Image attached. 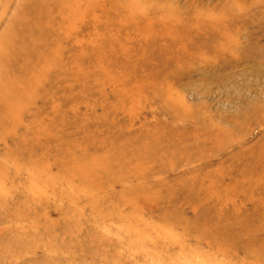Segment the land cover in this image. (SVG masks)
Here are the masks:
<instances>
[{
	"label": "rangeland",
	"instance_id": "374dc122",
	"mask_svg": "<svg viewBox=\"0 0 264 264\" xmlns=\"http://www.w3.org/2000/svg\"><path fill=\"white\" fill-rule=\"evenodd\" d=\"M61 1L66 4L63 10L56 9L52 15L54 20L66 19L62 32L57 37L54 36L55 32L51 33L52 43L43 49H51L50 57L61 53L65 68L55 66L46 84H34L28 93L22 92L17 94L18 97L13 95L12 99L17 104L3 110L5 119L0 122V264H264V250L251 251L247 244L251 238L255 242L264 240L263 230L258 229L254 234V231L242 232L233 237L225 235V238L212 235L210 227L217 221L213 213L221 207L210 201L205 190L197 194L189 192L191 196L187 198L180 195L174 200H161L167 191L183 185V179L187 178L184 174L203 172L211 159L203 162V146L214 153L213 156L219 154L212 160L213 166L217 164L220 167L223 163L230 165L243 159L238 174L245 176L248 181L253 174L255 178L264 177L260 159H253L249 152L245 158L234 155L254 142L264 140V120L251 130L247 127L230 130L228 117L241 108L238 103L226 102L230 98H240L241 102L252 101L257 104L260 99L264 103V78L260 72L252 71L245 77L241 72L236 75L234 84L227 83L214 88L211 97L203 98L214 105H203L202 110L192 111L197 117L203 112V120L186 117L173 120L164 111H155L158 102H155L157 100L153 99L150 92L149 98L145 92L143 96L126 95L128 91L137 89V80L123 71L130 53L124 50L125 44L122 46L119 35L113 34L115 29H120L122 33H135L137 28L133 25L134 20L144 21L145 24L149 22L150 25L154 24L156 16L150 13L141 17L129 12L130 16L125 17L133 22L129 20L128 24H124L122 13L115 16L107 11L110 1ZM123 1L114 0L110 4L116 10H124ZM25 2L0 0V37L12 19L11 22L18 15H27L23 8ZM252 3H255L251 7L255 9L253 13H259L252 27L243 25L248 10L241 6L236 14L237 22L227 29L217 23H209L207 18L196 17V24L189 30L196 33L200 29L201 34L210 30V38L220 32L222 39L219 35L214 36L215 42L218 40L216 51H220V48L225 50V37L231 38L237 28L240 32L238 36L241 35L242 39L248 32L247 27L259 30L256 26L263 21L264 0H253ZM184 13L180 14L181 18L178 17L180 20L192 18L189 13ZM107 22L109 26L104 24ZM175 22L176 19H173L170 24ZM201 22L209 23L212 28L202 26ZM140 37V44H137L138 48L135 47L137 53L139 50L147 52L144 44L150 39L151 33ZM241 40L235 43L236 51L249 45V42ZM254 40L256 44L252 47H258V38ZM210 44L206 40L195 46L189 42L179 43L178 54L184 53L187 48L190 49L187 53L194 52L193 56L185 57L180 66L187 68L196 64L197 55L203 54ZM158 45L167 49L170 41L160 39ZM126 47L135 53L130 42ZM83 48L91 52L88 60L82 61L78 55H70L74 53L72 50L78 52ZM256 61L259 60L251 61L254 69L259 68L264 72V60L260 63ZM72 62L77 64L73 70L70 69ZM177 64L175 60L168 66L173 68ZM39 71L43 78L48 76L45 71ZM145 71L148 73V70ZM13 78H0V88H4L5 96L10 97L12 91L9 89L13 86L17 90L28 86L26 82ZM250 82L252 86H249ZM38 87L42 89L36 91ZM201 87L196 83L184 90L186 101L197 102L202 97ZM205 102L203 100V104ZM147 104H153L155 108H149L147 112ZM210 115L213 116L209 118ZM210 125L213 129L209 128ZM156 127L176 130V140H183L177 144H191L190 160L186 162L183 159L181 165L175 166L178 155H174L172 150L181 149L182 145L173 148L174 144L165 145L160 140L140 139V136L143 137ZM125 128L130 129L135 139L128 140L127 159L119 161L123 171H109L111 174L123 173L116 175L122 177L121 184H93L90 174L73 173L74 166L86 168L94 164L93 159L86 158L82 153L91 155L97 150H115L119 146L118 142L111 145L98 141ZM223 130L229 131L224 135ZM238 134H243V140H248V143L240 147L237 145L236 149L219 144L237 141L235 136ZM53 136L60 138L52 140ZM141 145L143 151H146L145 147L152 150L163 145L171 153L166 160L162 159L164 162L149 155L138 160H135V155V159H132L142 149ZM142 167L152 170L142 173ZM163 167L173 171L162 175ZM184 180L188 182V179ZM246 206L251 208L250 204ZM226 207L232 205L229 203ZM220 217L227 216L222 214ZM234 218L245 221L246 212H240ZM260 223L256 219L252 224L257 228Z\"/></svg>",
	"mask_w": 264,
	"mask_h": 264
},
{
	"label": "bare ground",
	"instance_id": "6f19581e",
	"mask_svg": "<svg viewBox=\"0 0 264 264\" xmlns=\"http://www.w3.org/2000/svg\"><path fill=\"white\" fill-rule=\"evenodd\" d=\"M25 1L26 2L23 5V8L24 13H27V15H18L16 20L11 22L13 20L12 19L0 37V64L3 65V67L0 68V78L12 76L16 81H22L24 83L26 82L25 85L28 84L29 87L27 86V88L23 90H17L14 86L11 87L9 89L12 91L10 97L8 95H4V88H0V122L1 120L3 121V119H5L3 110L10 109L17 104L12 99L13 95L17 96V94L25 91L28 93L30 91L28 89L32 86L34 88V84L37 85L40 83V86H42V84H46L48 77L51 79L50 72L53 71L52 69L55 66L61 67L62 69L65 68V65L62 64L61 53H56L54 57H50L51 49L44 50L43 47L51 45V33L55 32L54 36H60L63 23L66 21V19L59 18L54 20L52 12H54L56 9L63 10V7L66 4H64L61 0H53L54 2L52 0ZM106 1H110L109 5H107V11L111 14L113 13L114 15L122 13V22L124 24H128L129 20L131 23L133 22V20L126 18L130 16L129 12H134V14L141 15V17H145L150 13L156 16L154 24L150 25L149 22H146L147 24H145L143 23L144 21L136 22L134 20L135 24L133 25L135 28H137L135 33H131L129 31L122 33L120 29H115L113 30V34L116 36L119 35L121 38L119 41L121 42L122 46L125 44L124 50H127V52L131 54H129L130 58L126 60L128 64L123 68V71L127 72L131 78H135V81L137 80V89L134 91H128L126 95L128 97L137 96L138 94L143 96V93L145 92L144 94H148L147 98H149L151 93L153 99L157 100L155 102H158L155 104L157 105V109L155 111H164L165 115H168L173 120H178L182 117H186L188 119L199 118L200 120H203V112H200L199 117H197L192 113V111L196 112L197 109L202 110L203 105H214L213 103H210L209 100L203 98H207L209 96L211 97L214 88L223 87L227 85V83L234 84L237 79L236 75H239L241 72H243L244 77L247 74L252 73V71L260 72V75L264 78L263 70H259V68L254 69V65L251 63V61L254 62V60L257 59L259 60L256 61L258 63H260L261 60H264V11L262 12V23L256 26L259 30L256 31V28H248L255 22L256 16L259 14L258 12L253 13L255 10L251 8L253 5H255V3H252L253 0H124V10H116L114 5L110 4L114 2V0ZM241 6L247 8V12L249 13H247L246 19L244 21L245 24H243L248 26H245V28L247 27L248 32L245 33L244 39H242L241 35V37L238 36V33H240L238 31L239 28L235 30L236 33H234L231 38L226 36V39L223 42L225 50L224 48H220V51H216L218 40L215 42L214 36L219 35V37L222 39L220 32L216 33L210 38V30H207L206 33H203L204 35L200 33V29L196 33H191L189 30V28L191 29V27L196 24V17L197 19L202 17L207 18L209 23H217L218 25H222L225 29H227L229 26H232L237 22L236 14L238 15ZM184 12L189 13L192 18L188 20L184 19L186 21H182L183 18L180 20L178 17H180V14ZM49 14L51 16H49ZM162 16L164 18H158ZM84 17L85 16H83V18ZM51 19L52 21H50ZM173 19H176V22L170 24ZM202 23L203 22H201V25H205L206 28H208V26L209 28L211 27L209 23ZM104 24L108 25V22ZM161 28L162 30L159 31L158 29ZM221 32H224V30ZM143 33H151L150 39L145 41L144 44L147 52H141L139 50L137 53L136 48H138L137 44H140V36L146 35ZM255 35L259 40L257 45L258 47H252L256 44L254 40L256 38ZM160 39L169 40V48L165 49L164 47L162 48V46L158 45ZM205 40L209 41L211 44L207 47L203 54L197 55V63L195 62L196 64L194 65L189 64L191 66L187 68L180 66L181 63H184L185 57L193 56L194 52L187 53L190 51V49L187 48L184 53L182 52L178 54L177 49H179V43L184 44L189 42L195 46L199 42ZM212 40H214V43H212ZM240 40H244V42L247 43L249 42V45H247L243 50L240 49L241 51H236L235 47L237 46L235 43L239 42ZM128 42L131 43L132 51L135 53H132L130 51L131 49L128 50L126 47ZM206 44L208 43L206 42ZM192 45L191 47L193 48ZM83 49H79L80 51L78 52L76 50H72L71 52L74 53H70V55H78L79 60L82 61L88 60L91 52H89L88 48L85 50ZM226 49L228 51H226ZM212 54L213 56H211ZM149 59H151V62ZM175 60L178 62V66L174 67V65L173 68L168 66V63L174 62ZM164 62H166V64H163ZM71 65V70H73L75 65L77 67L76 63L72 62ZM39 70L45 71V74L48 76H44L43 78L41 75L42 73L40 74L41 71ZM145 70H148V73H146ZM142 71H144V73H142ZM255 75H257V73H255ZM240 81L239 84L241 85ZM196 83H199L200 86H202V90H199L200 96L202 97H200V99L195 103L187 102L183 91ZM250 84L251 82L249 83V86ZM40 89L42 88L38 87L36 91ZM247 91H249V89ZM203 100H206L204 104ZM226 102L234 104L238 103L241 108H239L240 111L237 110L238 112L236 111V113L229 115L228 119L230 121V130H237L238 128L244 127H247V129L251 130L254 126L264 120V103H262L260 99L257 100V104L252 101L241 102L240 98H230L227 99ZM155 105H145V107L148 106L146 108L147 112L149 111V108H155ZM212 116L213 115H210L209 118ZM211 125L209 128L213 129ZM223 131L225 133L222 131L221 133L226 135L229 130ZM199 132H203V130H200ZM128 133L129 135H125ZM130 133V129L125 128L122 130V132L110 134L103 139H100V141H98L99 143H109L113 145L118 142L119 146H117L115 150L110 151L97 150L94 154H87L88 157L85 153H82L84 156H86V158L93 159L94 164L89 165L86 168H80V165L74 166L73 173L79 172L85 176L90 174V176H92L91 183L93 184H96L97 182H105L108 186L121 184L122 177L116 176L118 173L111 174L109 171H123L122 165L119 163V161L127 159V156L129 155L127 152V147L130 142L128 140L135 139L133 137L134 135ZM59 138L60 137L53 136L52 140H59ZM142 138H145L143 140H160V142L165 145L174 144L173 148H176L175 145H178L177 147L181 146L182 144L177 143H181L183 141L176 140V130L173 131L169 127H156L143 137L140 136L141 140ZM243 138V134H238L235 136V140L237 141L233 143L228 142L227 144H219L221 146L228 145L226 148L234 146L232 149H236L238 148L237 145L240 147L242 144L248 143V140H243ZM95 141H97V139H95ZM263 144L264 140H258L257 142L251 144L249 148L236 152L234 155H241V158H245L246 153L249 152V154L252 155L251 157H254L253 159L258 158L261 160L260 166L261 168H264ZM142 145L140 152H136L132 156V159H135V155L137 156L135 160L140 158L144 159L145 156L149 155L155 160H166V157H168L171 153L170 151H166L163 145L153 148L152 150H150L148 147H145L146 151H143L144 148ZM182 146L183 147L181 149L172 150V153H175L174 155H178L175 158L177 162H175V166L181 165L183 159H185L187 162L190 160L189 157L192 156V150L189 152V149H191L189 148L191 144ZM202 152L205 154L203 155V162H205L206 159L211 158L209 159L210 161H208V163L204 166L205 169H203V172H199L196 175L190 173L188 175L184 174L185 177L187 176V178L184 179H188V182L183 179L184 183L181 187H174L172 190L167 191V194L162 195L161 200H174L180 195H185L184 197L187 198V196H191L193 192H196L197 194L205 190V193L207 196H209L210 201L221 207L219 211L217 210L213 213V216L217 218V221L212 225V227H210V232L212 235H220V237L225 238V235L226 237H233L235 235H240L242 232L254 231L252 234L259 230H263L262 232H264V177L262 176L260 178H255L256 176L253 174L254 176L251 175L252 177H250L248 181L245 176L238 174V168L242 167L243 159L234 164L226 165V163H223L222 166L217 167V164L213 166L212 160L219 154L213 156L214 153H212L210 150H207V148L204 146ZM197 156H199L198 153ZM162 161L164 162V160ZM140 169L142 173L151 172L152 170L150 167H142ZM162 169V175L167 171H173L171 168L168 169L166 167H163ZM263 172L264 170L262 173ZM120 174L121 173L118 175ZM231 175L234 176V178H232ZM191 180L193 181L192 183L190 182ZM255 193H257V195H255ZM229 203L232 205L230 208L226 207ZM247 204L251 205L250 209L247 208ZM224 208H226V213H224ZM240 212H246L247 218H245V221L243 219L236 220L234 218ZM222 214L227 217H220ZM256 219H258V223L262 222L259 226H256L257 228L253 227L252 224ZM247 244L249 250L251 251L255 249L257 251L259 249V251L264 250V240L255 242L251 238Z\"/></svg>",
	"mask_w": 264,
	"mask_h": 264
}]
</instances>
